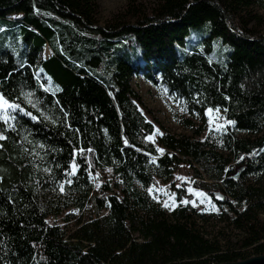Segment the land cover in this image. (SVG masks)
Masks as SVG:
<instances>
[{
	"label": "trees",
	"instance_id": "16d2710c",
	"mask_svg": "<svg viewBox=\"0 0 264 264\" xmlns=\"http://www.w3.org/2000/svg\"><path fill=\"white\" fill-rule=\"evenodd\" d=\"M218 2L224 14L212 0H127L102 30L96 0H0V93L39 117L0 121V264L264 255V0ZM137 75L159 78L204 124L205 110H221L228 155L168 132L149 142ZM182 164L219 210L218 231L173 183ZM163 185L176 202L169 214L147 191ZM60 192L78 212L75 228L48 223Z\"/></svg>",
	"mask_w": 264,
	"mask_h": 264
},
{
	"label": "rangeland",
	"instance_id": "374dc122",
	"mask_svg": "<svg viewBox=\"0 0 264 264\" xmlns=\"http://www.w3.org/2000/svg\"><path fill=\"white\" fill-rule=\"evenodd\" d=\"M137 1L146 3L150 0ZM126 2L127 0H96V3L99 7V14L97 18L98 27L103 28L113 17V15H115L125 6ZM259 13L264 12L259 11ZM21 17V15L16 14L9 15L8 20L19 21ZM50 56V50L45 47L41 55L42 59H47ZM155 81L156 83L147 81L143 75L134 76L131 80L132 88L137 92L143 103L145 117L154 125V134L151 136V139H148V141L157 146V138L164 132H168L177 136H189L200 142L206 140L209 144L214 145L218 151L228 155V152L225 151L226 141L222 134L226 125L224 113L219 110L218 112L213 111L211 114H209L207 112L208 109L205 110L204 114L207 122L204 124L200 119V116L194 110L190 109L182 99L175 95H171L161 85L159 78L155 77ZM29 100H31L32 103H29ZM24 102L30 106L33 104V100L29 95L24 96ZM217 124L221 125L222 127L217 129ZM197 131L200 132L199 135L196 134ZM159 152L161 153V151ZM107 176H110V171H107ZM107 176L100 175V177L96 178L97 180H95V185L97 189L99 188V184L103 181L102 179L105 180V177ZM203 178V181L207 182L206 176ZM195 181H197L195 178V173L187 164H182L175 172L173 177V183L177 187L184 188L187 190L188 195L193 196V199L190 201V205L198 208L201 213L209 219L208 228L206 231L209 233H213V231L216 232L219 230V228H221V225L218 224L219 210H217L216 207L215 210H212V203L210 205L208 200H203V198L197 197L193 194L196 191L193 187ZM165 188L166 186L163 185L161 188H152L153 191L151 193L149 190L147 191L151 197L153 196L157 199L160 205L169 214L176 206V202L173 199V194L168 192ZM189 188L193 190L192 193L188 191ZM53 196H56L54 199L58 201V208L55 210L58 212V215L55 217H50L48 219V223L50 225H68L70 228H75L79 215L74 206L66 201L67 199L64 198L63 192L54 194ZM217 196L220 197L219 194ZM49 197L51 196L49 195ZM165 203H167V207L165 206ZM68 216H72L73 218L70 221H67ZM228 232L230 233V231ZM232 234L237 235L235 232H232Z\"/></svg>",
	"mask_w": 264,
	"mask_h": 264
},
{
	"label": "snow or ice",
	"instance_id": "6c2138e0",
	"mask_svg": "<svg viewBox=\"0 0 264 264\" xmlns=\"http://www.w3.org/2000/svg\"><path fill=\"white\" fill-rule=\"evenodd\" d=\"M41 87H44V85H41ZM45 90H47V89H45ZM28 95L30 96L31 93H29ZM29 103H32L31 100H29ZM35 106L36 105L33 103L32 107H35ZM213 111H217L218 112L219 109L213 110V109L209 108L207 110V112L209 114H211ZM17 112L22 114V115L29 116L32 120H38L39 119V117L33 115L31 112L26 111L19 103L6 98L2 93H0V121H3L5 124H8L9 127H12L13 125L11 123H9V122L10 121H14L16 119V116L14 115V113H17ZM210 123H211V119H210ZM227 123L231 124V123H234V122L233 121H227ZM216 127H217V129H219L222 126L217 124ZM0 139H5V137L3 136L2 133H0ZM148 139H151V136H149ZM41 147H43V145H41ZM158 151L163 152V149H158ZM75 167L76 166L73 165V172L70 173V175L74 174ZM68 183H71V181H68ZM61 190H63V186H61ZM152 191H153V189L149 188V192L151 193ZM188 191L190 193L193 192V190L191 188H189ZM193 194L195 196H197V197L203 198V200H208L209 204L211 205V200L208 199L207 194H205L204 192L195 191ZM203 200H202V202H203ZM182 203H188V201H182ZM165 206L166 207L168 206L167 203H165ZM212 210H215V206L214 205L212 206Z\"/></svg>",
	"mask_w": 264,
	"mask_h": 264
},
{
	"label": "water",
	"instance_id": "95a60500",
	"mask_svg": "<svg viewBox=\"0 0 264 264\" xmlns=\"http://www.w3.org/2000/svg\"><path fill=\"white\" fill-rule=\"evenodd\" d=\"M212 1L216 4V6L224 14V10L220 7V4H219L218 0H212ZM167 22L174 23V21H167ZM131 27H135L136 28V26H131ZM94 28L103 30V28H100L98 26L94 27ZM223 264H264V255L263 256L251 257V258H248L246 260L235 262V263H223Z\"/></svg>",
	"mask_w": 264,
	"mask_h": 264
}]
</instances>
